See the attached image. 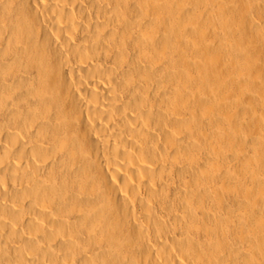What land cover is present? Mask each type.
Masks as SVG:
<instances>
[{
  "label": "bare ground",
  "instance_id": "obj_1",
  "mask_svg": "<svg viewBox=\"0 0 264 264\" xmlns=\"http://www.w3.org/2000/svg\"><path fill=\"white\" fill-rule=\"evenodd\" d=\"M263 32L264 0H0V264H264Z\"/></svg>",
  "mask_w": 264,
  "mask_h": 264
},
{
  "label": "rangeland",
  "instance_id": "obj_2",
  "mask_svg": "<svg viewBox=\"0 0 264 264\" xmlns=\"http://www.w3.org/2000/svg\"><path fill=\"white\" fill-rule=\"evenodd\" d=\"M228 7H231V6L229 5ZM215 8H217V10H218L217 12H215V11H216ZM219 8H220V6H219V7L216 6V7L213 8V9L215 10V11L212 12L213 15H214V17H217V16L219 17V16H220V15H219V14H220V12H219L220 9H219ZM231 9H232V11H231ZM229 10H230V13H231V12H232V13L235 12V9H233V8H230ZM211 11H212V10H211ZM220 11H221V10H220ZM233 11H234V12H233ZM254 13H255V12H254ZM254 13L252 12V14H251L252 17H253V19H255L254 21H259V19H258L259 17H258V15H257V13H255L256 15H255ZM254 15H255V16H254ZM218 17H217V19H218ZM254 17H255V18H254ZM257 17H258V18H257ZM245 28H247V27H243V29L241 30V31H243V32L240 31V33H239V36H240V34H241V36L244 35L243 38L246 39V40H244V42L247 41V38L250 37V35H251L250 31L252 32V34H254V33L256 32L254 29H253V30H254V32H253L252 28H250V27H249V29L247 28V30L245 31ZM207 32H208V31H207ZM207 32H203V34H206V36H208V35L210 36V35H212V34H214L213 36H215V34H216V33H212V32H208V33H210V34H207ZM244 32H245V33H244ZM242 33H243V34H242ZM249 33H250V34H249ZM263 34H264V32H263ZM213 36H210V38L213 37ZM217 36H219V35L217 34ZM217 36H215L213 39L215 40V38H218ZM246 37H247V38H246ZM243 38L241 37L242 40H243ZM249 53H250V52H249ZM251 55H252V51H251V54H249V56H251ZM261 72H262V71H261ZM263 74H264V71H263ZM220 146H222V144H220Z\"/></svg>",
  "mask_w": 264,
  "mask_h": 264
}]
</instances>
